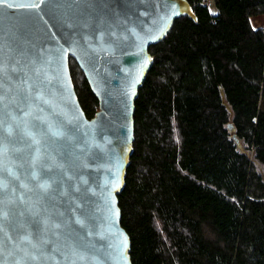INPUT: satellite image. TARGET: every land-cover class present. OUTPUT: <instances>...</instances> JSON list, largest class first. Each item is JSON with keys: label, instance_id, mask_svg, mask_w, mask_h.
Wrapping results in <instances>:
<instances>
[{"label": "water", "instance_id": "95a60500", "mask_svg": "<svg viewBox=\"0 0 264 264\" xmlns=\"http://www.w3.org/2000/svg\"><path fill=\"white\" fill-rule=\"evenodd\" d=\"M182 14L187 0H0V264H132L117 194L134 102L149 45Z\"/></svg>", "mask_w": 264, "mask_h": 264}, {"label": "trees", "instance_id": "16d2710c", "mask_svg": "<svg viewBox=\"0 0 264 264\" xmlns=\"http://www.w3.org/2000/svg\"><path fill=\"white\" fill-rule=\"evenodd\" d=\"M187 1L194 17L149 45L134 102L117 194L130 260L264 264V27L251 25L264 0ZM69 70L92 117L98 100L72 56Z\"/></svg>", "mask_w": 264, "mask_h": 264}, {"label": "rangeland", "instance_id": "374dc122", "mask_svg": "<svg viewBox=\"0 0 264 264\" xmlns=\"http://www.w3.org/2000/svg\"><path fill=\"white\" fill-rule=\"evenodd\" d=\"M210 9L213 10L212 7ZM251 25L253 27H257V26H263L264 27V14L252 16L251 17Z\"/></svg>", "mask_w": 264, "mask_h": 264}, {"label": "built area", "instance_id": "2783aa9c", "mask_svg": "<svg viewBox=\"0 0 264 264\" xmlns=\"http://www.w3.org/2000/svg\"><path fill=\"white\" fill-rule=\"evenodd\" d=\"M207 2H208V0H207Z\"/></svg>", "mask_w": 264, "mask_h": 264}]
</instances>
